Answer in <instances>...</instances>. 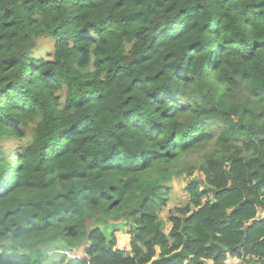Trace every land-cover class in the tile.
<instances>
[{"label": "trees", "instance_id": "trees-1", "mask_svg": "<svg viewBox=\"0 0 264 264\" xmlns=\"http://www.w3.org/2000/svg\"><path fill=\"white\" fill-rule=\"evenodd\" d=\"M229 259L264 264V0H0V264Z\"/></svg>", "mask_w": 264, "mask_h": 264}, {"label": "rangeland", "instance_id": "rangeland-1", "mask_svg": "<svg viewBox=\"0 0 264 264\" xmlns=\"http://www.w3.org/2000/svg\"><path fill=\"white\" fill-rule=\"evenodd\" d=\"M53 40L50 39H45L43 41V45L44 47H41L40 49V53L43 52V55H47V53H50L51 51H53ZM194 177H198V178H204V176L202 174H198L196 173L194 175ZM191 178L188 177H181L178 179H175L172 181L171 185H172V192H171V198H170V202L168 203L167 208H165L162 213L161 216L164 219H167V216L169 214V211L175 207L178 206H183L184 204H186L188 202V193H187V187L189 186L190 182H191ZM203 191H206V189L202 188ZM111 229H120V230H124L125 232H128L130 227H121L119 226H109L107 228H105L104 230H107V233L111 232ZM167 229H169V226L167 227ZM47 249H51V248H47ZM54 249V248H53ZM51 249V250H53ZM83 250L82 249H76V250H72L71 252H69L67 254L68 258L72 259V260H76V259H80L83 256ZM232 260V259H231ZM237 262L239 264H243L240 260H237ZM206 264H212L211 262H206ZM227 264H230L229 261H227Z\"/></svg>", "mask_w": 264, "mask_h": 264}, {"label": "crops", "instance_id": "crops-1", "mask_svg": "<svg viewBox=\"0 0 264 264\" xmlns=\"http://www.w3.org/2000/svg\"><path fill=\"white\" fill-rule=\"evenodd\" d=\"M228 261H229L230 264H239V263L237 262V260H233V259L231 260V259H229Z\"/></svg>", "mask_w": 264, "mask_h": 264}]
</instances>
